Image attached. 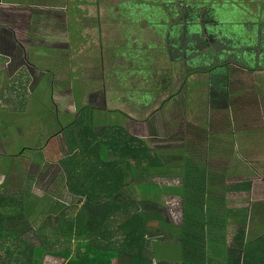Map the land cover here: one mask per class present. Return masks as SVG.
<instances>
[{"label":"crops","instance_id":"1","mask_svg":"<svg viewBox=\"0 0 264 264\" xmlns=\"http://www.w3.org/2000/svg\"><path fill=\"white\" fill-rule=\"evenodd\" d=\"M35 47L50 50L47 66L31 59ZM45 79L65 116L83 104L123 112L134 100L124 125L158 115L164 132L176 127V147L187 134L199 156L264 151V0H0V137L8 110L29 113ZM263 218L249 236L264 235Z\"/></svg>","mask_w":264,"mask_h":264},{"label":"trees","instance_id":"2","mask_svg":"<svg viewBox=\"0 0 264 264\" xmlns=\"http://www.w3.org/2000/svg\"><path fill=\"white\" fill-rule=\"evenodd\" d=\"M94 109L82 107L57 128L69 153L52 162L76 203L33 192L30 152L38 167L50 161L41 134L8 162L0 160V264H44L47 258L62 264H264V235L249 236L248 209L230 206L226 197L253 196L250 182L220 187L213 181L220 176L202 160L206 155L153 148L121 124L99 131ZM157 174L182 179L170 187L182 199L180 224L166 217ZM168 238L181 250L173 258L159 250Z\"/></svg>","mask_w":264,"mask_h":264},{"label":"rangeland","instance_id":"3","mask_svg":"<svg viewBox=\"0 0 264 264\" xmlns=\"http://www.w3.org/2000/svg\"><path fill=\"white\" fill-rule=\"evenodd\" d=\"M235 18L236 16L233 15L232 19ZM76 48L81 49V46H76ZM49 51L50 50H48L47 47H35L32 50L31 59L33 61H37V63L41 65L47 66V61L53 58V56L49 55ZM46 79L41 83L38 89L41 91V93H38L37 98L34 100L33 106L35 108H31L29 113L23 110H16L14 109V107L11 110H8L9 116L6 115V117L4 118L6 120V124L9 125L8 136L0 137L1 161L8 162L9 154L17 153L21 149L22 145H32L31 143H29L30 140L36 139V137H38L40 134L43 136V141H47V145L44 148V153L49 160L53 159V156L55 157L56 153L58 152L66 153V147L63 148L64 136L62 134H59L58 132L53 136L49 137V135L56 132L58 125L64 124L66 121H70L75 115L72 114L71 116H65L60 112L58 113L57 108L52 102L49 83L48 81H46ZM20 97L22 98L21 95ZM80 97L81 94L78 93L77 99ZM134 102V100H131V102L129 103V106L131 105L130 109H123V112H106L104 111V109H94L95 111L93 112L95 113V128L101 131L104 128L102 127V123L106 124V126L109 124H126L129 114L132 111L135 112V110L138 109V104ZM163 104L164 103H161L160 105L163 106ZM160 105L157 104L156 107H159ZM152 106H154V104H152ZM36 107L40 109L37 110ZM83 107H85V104H83ZM154 111L155 109L153 108L147 109L143 114L148 115V113ZM157 112L159 113L158 110ZM55 115H59L62 118V122L60 124L57 123L58 125L53 124ZM145 116L139 114L137 115V117H134L136 118L135 122H133V120L129 121L127 123V125L129 126H126L128 131L144 137L153 148L166 149L179 144V137L177 138V134L173 133L176 127H173L171 129L172 133L167 134V132H164L165 130L161 129L160 127L161 122H159L158 115L153 119L148 118V120L147 118H145ZM178 118L180 120L178 125H181L182 121L180 116H178ZM195 119V114L189 113L185 121L195 122ZM20 121H22V124L26 125L28 130L26 128H22V130H16ZM145 122L149 123L147 127L144 126ZM0 128H3V126L0 125ZM212 130L214 131L213 128ZM20 132H22V135H19ZM213 136L219 137L220 134L215 133L213 134ZM22 137L23 139L19 140ZM186 138L184 139V141H182L183 150L185 152L196 154L194 156H197L198 154L195 152V148L193 146H187L190 141ZM238 144L241 143L238 142ZM244 149L243 151L236 149L233 150L235 155L231 157H215L214 154H212V156L202 157V160L206 161L207 164H209L211 173H214L216 176H220L218 179L215 177L213 180L221 182L219 184L220 187H224L226 185H228V187H233L242 180L250 182V185L253 188V196H251V192H229L226 194V197L230 206L248 209V212H250L248 232L253 235L255 228H257L255 227V220H253V218L257 215H260L261 218L264 217V205L262 200L264 199V151L262 149H246L245 146ZM31 153L32 152H30V154L28 153L31 156L27 160V164H29L31 172L32 174H34V181L31 184L33 192L40 196H52L54 199H57L66 204L76 203L79 199L73 196L71 192H69V190H67L64 186V182H62L61 179L62 176L59 166L48 161L45 162V164H43L41 167H38L36 164H34L36 159ZM244 153H247L252 157L245 156ZM196 158L201 159L200 157ZM1 176L0 181H2V178H4ZM154 181H156L161 186V188L164 189V207L166 208V217L173 224H180L182 220V199L180 197L172 195L170 187L181 185L182 179L179 177L170 178L159 176L157 174L154 177ZM260 222L264 224V218L261 219ZM33 240L34 242H36V238H33ZM169 241L172 240L168 238L166 241H164V246H160L159 250H163L165 252L167 251L168 254L173 258V256H175L174 254H180L181 250L179 246L174 245ZM44 264H62V261L54 258H47Z\"/></svg>","mask_w":264,"mask_h":264},{"label":"flooded vegetation","instance_id":"4","mask_svg":"<svg viewBox=\"0 0 264 264\" xmlns=\"http://www.w3.org/2000/svg\"><path fill=\"white\" fill-rule=\"evenodd\" d=\"M79 111V110H78Z\"/></svg>","mask_w":264,"mask_h":264}]
</instances>
